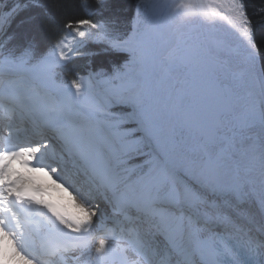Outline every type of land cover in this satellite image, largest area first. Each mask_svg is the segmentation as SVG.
I'll return each instance as SVG.
<instances>
[{
	"label": "snow or ice",
	"instance_id": "obj_1",
	"mask_svg": "<svg viewBox=\"0 0 264 264\" xmlns=\"http://www.w3.org/2000/svg\"><path fill=\"white\" fill-rule=\"evenodd\" d=\"M107 3L79 0L85 15L62 19L67 0H0V264H264V0H139L124 30L102 15ZM32 9L56 36L50 49L12 31ZM162 25L221 34L213 105L174 94L185 59L161 42ZM97 51L119 59L59 82ZM188 88L203 96L197 78ZM17 159L75 210L15 174Z\"/></svg>",
	"mask_w": 264,
	"mask_h": 264
},
{
	"label": "trees",
	"instance_id": "obj_2",
	"mask_svg": "<svg viewBox=\"0 0 264 264\" xmlns=\"http://www.w3.org/2000/svg\"><path fill=\"white\" fill-rule=\"evenodd\" d=\"M72 5L67 15L62 19H72L74 16H83L87 10L82 11L79 7V0H67ZM139 0H108L107 6L103 9L102 15L105 18L113 19L119 22L121 30L128 28L134 21L133 18L137 11ZM251 4L259 3V0H250ZM92 9H96V0H89ZM33 16L31 23L21 24L19 21L12 25L14 33L23 35L26 39L35 40L41 50L50 49L56 40V36L48 32L40 25V10L32 9L29 13ZM100 15V13H98ZM257 24V42L260 45V64L264 65V31L259 27V21L254 19ZM119 57L113 56L104 51H97L96 54H89L87 57H79L67 64L60 73V81L69 83L73 78V71L76 69L83 70L87 66L97 70L107 68L113 65ZM123 62V61H121Z\"/></svg>",
	"mask_w": 264,
	"mask_h": 264
},
{
	"label": "water",
	"instance_id": "obj_3",
	"mask_svg": "<svg viewBox=\"0 0 264 264\" xmlns=\"http://www.w3.org/2000/svg\"><path fill=\"white\" fill-rule=\"evenodd\" d=\"M178 57L185 59L182 69V99L185 104L194 102H203L207 105H213L219 99V92L223 87V77L219 75V69L223 62L212 52L209 47V41L202 28L191 36L184 37L181 41ZM237 73V72H236ZM197 78L203 85V96L193 97L188 88V82ZM238 78L228 81V87L234 94V99L238 101Z\"/></svg>",
	"mask_w": 264,
	"mask_h": 264
},
{
	"label": "rangeland",
	"instance_id": "obj_4",
	"mask_svg": "<svg viewBox=\"0 0 264 264\" xmlns=\"http://www.w3.org/2000/svg\"><path fill=\"white\" fill-rule=\"evenodd\" d=\"M153 0H145L146 4L152 3ZM5 3L8 7H11L13 0H5ZM0 7H3V5H0ZM150 11V9H149ZM198 30L197 26H192L187 29H183L180 32H176L173 29H170L166 26H161V33H160V40L161 42L168 48V50L174 54H177L180 50L181 41L184 37L193 35ZM207 31V39L209 41V47L212 50V52L224 63L228 57L225 53H223L217 46V41L220 38V33L215 30H209ZM211 32H214L215 37H211ZM210 33V35H209ZM260 63V61H258ZM235 66V65H234ZM233 66V67H234ZM182 80H183V74L182 72H178L174 74V78L171 81L172 88L174 91V94L177 96H180L182 98ZM238 93H239V101L245 94L244 88L242 84L238 85ZM239 107V105H238Z\"/></svg>",
	"mask_w": 264,
	"mask_h": 264
},
{
	"label": "bare ground",
	"instance_id": "obj_5",
	"mask_svg": "<svg viewBox=\"0 0 264 264\" xmlns=\"http://www.w3.org/2000/svg\"><path fill=\"white\" fill-rule=\"evenodd\" d=\"M198 28H199V26H197ZM203 29V28H202ZM204 31H205V33H206V36H207V31H206V29H203ZM215 33L214 32H211V37H215V35H214ZM209 35H210V33H209ZM208 37V36H207ZM259 61V60H258ZM260 64V63H259ZM234 70L237 72V74H238V85L239 84H242L243 85V88H244V91L246 90V84H245V80H244V76H243V70H242V68H240L239 66H234ZM238 85H237V89H238ZM239 94V93H238ZM238 105H239V96H238V101H237V107H238ZM36 175H38V176H44L45 174H44V171H37L36 173H35ZM50 178V179H49ZM49 179V180H48ZM51 183H53V178L52 177H50V176H48V177H46L43 181H41V184L43 185V186H45V187H50V185L49 184H51ZM61 198V197H60ZM63 199V198H62Z\"/></svg>",
	"mask_w": 264,
	"mask_h": 264
}]
</instances>
